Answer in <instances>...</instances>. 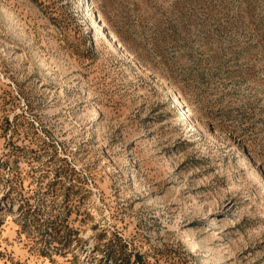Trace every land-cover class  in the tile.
<instances>
[{
	"label": "rangeland",
	"instance_id": "1",
	"mask_svg": "<svg viewBox=\"0 0 264 264\" xmlns=\"http://www.w3.org/2000/svg\"><path fill=\"white\" fill-rule=\"evenodd\" d=\"M0 264H264V0H0Z\"/></svg>",
	"mask_w": 264,
	"mask_h": 264
}]
</instances>
